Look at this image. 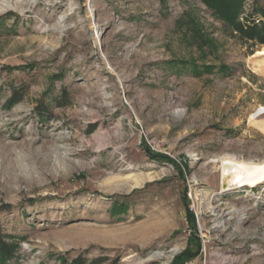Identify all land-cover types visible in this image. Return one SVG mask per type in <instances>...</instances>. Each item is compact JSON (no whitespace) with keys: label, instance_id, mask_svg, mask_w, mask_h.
Instances as JSON below:
<instances>
[{"label":"rangeland","instance_id":"rangeland-1","mask_svg":"<svg viewBox=\"0 0 264 264\" xmlns=\"http://www.w3.org/2000/svg\"><path fill=\"white\" fill-rule=\"evenodd\" d=\"M254 2L264 5L247 0L245 13ZM6 3L0 232L19 244L11 264H264V182L221 193L218 169L264 166V134L249 124L264 120V73L248 64L264 45L197 0ZM13 90L23 97L7 110Z\"/></svg>","mask_w":264,"mask_h":264},{"label":"trees","instance_id":"trees-1","mask_svg":"<svg viewBox=\"0 0 264 264\" xmlns=\"http://www.w3.org/2000/svg\"><path fill=\"white\" fill-rule=\"evenodd\" d=\"M204 5L211 14L226 27L239 40L251 42L256 45H264V5L259 6L257 3L251 7L249 13H245V4L247 0H197ZM209 67H204L205 72L211 73ZM195 74H200L194 70ZM219 73H225L227 67H220ZM21 92L13 90L9 98L5 101L4 107L9 110L22 100ZM189 224H194L191 214H188ZM19 244L15 238L4 235L0 232V264H11L16 257ZM61 261H63L61 259ZM104 260H81L77 258L71 260L68 264H101ZM176 264H182L176 261Z\"/></svg>","mask_w":264,"mask_h":264},{"label":"bare ground","instance_id":"bare-ground-1","mask_svg":"<svg viewBox=\"0 0 264 264\" xmlns=\"http://www.w3.org/2000/svg\"><path fill=\"white\" fill-rule=\"evenodd\" d=\"M12 8L9 4L0 5V12ZM255 53V52H254ZM253 55V54H252ZM248 58V57H247ZM246 61V59H245ZM248 64L256 72L264 73V50L257 51L251 58L248 59ZM248 68V67H247ZM254 73V72H253ZM260 76V75H259ZM250 126L264 134V120L252 118L249 120ZM217 162V161H216ZM219 170L222 176L233 174V176L223 183H219L220 192H231L238 188L248 187L255 188L264 182V166L256 163H236L230 160H223L218 163ZM237 173L236 176H234ZM144 179L133 178L130 181L132 188H136L143 184ZM156 258L161 257V254H155ZM149 259V258H148Z\"/></svg>","mask_w":264,"mask_h":264},{"label":"water","instance_id":"water-1","mask_svg":"<svg viewBox=\"0 0 264 264\" xmlns=\"http://www.w3.org/2000/svg\"><path fill=\"white\" fill-rule=\"evenodd\" d=\"M218 169H219V165H218ZM219 174H220L219 183H223V182H225L226 180L230 179L233 176V174L232 175L231 174H226V175L222 176L220 170H219ZM236 175H237V173L234 176H236Z\"/></svg>","mask_w":264,"mask_h":264}]
</instances>
